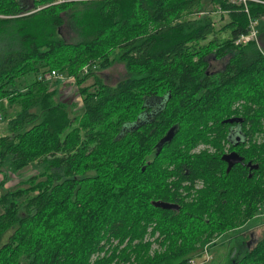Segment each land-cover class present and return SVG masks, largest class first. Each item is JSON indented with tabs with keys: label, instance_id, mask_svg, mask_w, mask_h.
<instances>
[{
	"label": "trees",
	"instance_id": "obj_1",
	"mask_svg": "<svg viewBox=\"0 0 264 264\" xmlns=\"http://www.w3.org/2000/svg\"><path fill=\"white\" fill-rule=\"evenodd\" d=\"M203 1L0 0V111L21 106L0 136V173L38 167L25 188L0 194V264H191L217 237L258 223L264 47L238 40L264 18V4L248 1L247 12L212 0L229 19L217 29L195 17ZM117 60L131 76L79 79H94L79 90V114L40 79ZM214 61H224L217 72ZM228 149L244 158L230 172ZM253 234L228 264H264V234Z\"/></svg>",
	"mask_w": 264,
	"mask_h": 264
},
{
	"label": "rangeland",
	"instance_id": "obj_2",
	"mask_svg": "<svg viewBox=\"0 0 264 264\" xmlns=\"http://www.w3.org/2000/svg\"><path fill=\"white\" fill-rule=\"evenodd\" d=\"M62 1L63 0H61V2ZM28 2L29 1H27V3ZM29 4L31 3L29 2ZM29 8L31 11L37 10L32 6V4L29 6ZM204 15L210 16L217 29H221L229 20L226 14L222 15L217 11L216 6L212 3V0H204L201 9L197 11L195 17L200 18ZM254 30L257 32V37L254 40L260 41L264 47V18L259 20L254 25ZM62 32L64 37H66L68 40H73L74 28L71 23L67 22ZM218 36L221 39H227L230 37V34L228 32H221ZM223 66L224 61H214L210 70L211 72H217ZM91 71L96 72L97 75L109 85H115L119 81L131 76V74L128 73L126 69V65L120 60H117L111 67L107 69L101 70L97 65V67L90 69L89 73ZM60 73H63L65 76L64 80L51 78L47 80V85L50 88L57 90L55 94V100L69 103L70 108L73 110V114H79L82 107V97L79 93V90L80 88L90 87L93 84L94 79H87L81 85H78L79 79L81 80L86 77L85 75L87 73L81 72V74H78V77L76 75L70 74L67 71ZM29 82L30 78L25 76L24 78L20 79V83L16 87L20 88L19 91H22ZM20 109L21 106L19 104H14L6 105L5 109L0 111V136L8 134L9 119L11 116L16 115ZM256 141L259 144L264 142V131L256 139ZM204 147L205 146L199 147L198 151L204 149ZM227 151H229V149ZM37 170V165H32L18 172H14L7 165H3L0 173V183L3 182L4 186L2 187L0 194L3 195L9 190L15 191L20 187L25 188V182L31 177L35 176L37 174ZM256 221L258 223L251 227L250 224H248L245 226V229H241L239 231H228L227 233L217 237L211 244H208L207 247L199 250V253L197 254L198 259L195 258L197 264H228L231 258H229L230 250L236 247L235 244L238 240H240V237L249 236L251 232H255L257 236H262L264 234V219L258 218ZM248 238L249 237H247V239ZM152 250V252H156L158 247L154 245ZM206 252L208 254V259L205 262L207 258Z\"/></svg>",
	"mask_w": 264,
	"mask_h": 264
},
{
	"label": "water",
	"instance_id": "obj_3",
	"mask_svg": "<svg viewBox=\"0 0 264 264\" xmlns=\"http://www.w3.org/2000/svg\"><path fill=\"white\" fill-rule=\"evenodd\" d=\"M229 122H233V120H229ZM176 128H172L168 134L160 141V143L158 144V148L159 150H162L163 146L169 142H171L175 135H176ZM240 141V140H238ZM222 160L227 163L228 165V169L227 171L230 172L232 170V168L234 166H236L237 164H241L244 161V158L241 157L237 152H230L227 154H224L222 157ZM248 166L251 168V170H257L259 168L258 165H252V163H249ZM156 207H160L163 209H167V210H176L179 211L180 207L179 205L176 204H169V203H165V202H156L155 203Z\"/></svg>",
	"mask_w": 264,
	"mask_h": 264
},
{
	"label": "built area",
	"instance_id": "obj_4",
	"mask_svg": "<svg viewBox=\"0 0 264 264\" xmlns=\"http://www.w3.org/2000/svg\"><path fill=\"white\" fill-rule=\"evenodd\" d=\"M248 1L264 4L263 1H259V0H230V2H232V3L244 4L247 12H248V8H247ZM257 22L258 21H253L251 24H253V26H254ZM256 37H257V32L255 30H253L252 33L248 37L243 38V43H247L248 41L254 40ZM86 67L89 68L88 66H86ZM42 77H44L47 80L51 79V78H57L58 80H64L65 79L64 78L65 76L63 75V73H60L58 71H53V72H51V74L43 75L40 77V79H43ZM258 218L264 219V204L259 206L258 212L255 215L254 219L257 220ZM206 254H207V252H206ZM207 259H208V254H207V258H206L205 262L207 261ZM198 262H199V260H198ZM191 264H197L196 260L194 259L193 261H191Z\"/></svg>",
	"mask_w": 264,
	"mask_h": 264
},
{
	"label": "bare ground",
	"instance_id": "obj_5",
	"mask_svg": "<svg viewBox=\"0 0 264 264\" xmlns=\"http://www.w3.org/2000/svg\"><path fill=\"white\" fill-rule=\"evenodd\" d=\"M251 29H252V30H251V33H252V31L254 30V26H253V24L251 25ZM248 36H249V35H248ZM248 36H242V37L238 40V43L243 42V38H246V37H248ZM95 67H97V63H93V64H92V68H95ZM89 70H90V69L87 68V67H84V68H83V72H84V73H87V74H88V73H89Z\"/></svg>",
	"mask_w": 264,
	"mask_h": 264
},
{
	"label": "flooded vegetation",
	"instance_id": "obj_6",
	"mask_svg": "<svg viewBox=\"0 0 264 264\" xmlns=\"http://www.w3.org/2000/svg\"><path fill=\"white\" fill-rule=\"evenodd\" d=\"M201 150H202V149H201ZM225 154H227V150H226ZM226 164H227V163H226ZM249 236H250L251 238H253V237H254L253 232H251Z\"/></svg>",
	"mask_w": 264,
	"mask_h": 264
}]
</instances>
